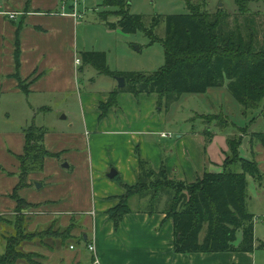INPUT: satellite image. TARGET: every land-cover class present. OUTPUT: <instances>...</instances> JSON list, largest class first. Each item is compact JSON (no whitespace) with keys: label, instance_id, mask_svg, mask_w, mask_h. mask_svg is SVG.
Wrapping results in <instances>:
<instances>
[{"label":"crops","instance_id":"obj_1","mask_svg":"<svg viewBox=\"0 0 264 264\" xmlns=\"http://www.w3.org/2000/svg\"><path fill=\"white\" fill-rule=\"evenodd\" d=\"M61 5V0L0 1V115L8 121L16 111L25 116V127L21 126L20 132L12 131L5 120L0 121V213H14L16 203L11 194L20 181L17 155L24 151L25 129L35 124L32 120L38 116L42 121L35 125L46 130L44 146L51 155L44 159L43 173H30L27 185L18 191L37 210L30 229L55 220L63 226L76 223L73 234L86 237L87 245L95 246L89 261H82L80 252L77 258L58 250L50 253L44 264H151L156 256L163 255L176 259V264H181L180 258L184 257L188 259L184 264L255 263V251L175 253L173 219L166 220L161 212H137L142 202L138 198H134L137 209L133 208L115 227L107 211L119 203L125 192L123 184H137L140 157L155 171L164 167L171 179L193 182L205 171L223 168L229 152L227 136L223 131L216 132L207 144L203 134L206 130L196 125L173 132L167 124L176 119L157 106L164 102L158 94L120 92L115 95L117 104L101 117L99 104L107 103L115 88L102 97L77 95L85 128L82 140H78L73 115L81 118L78 110L72 111L69 99L70 94L79 92L77 74L82 71V63L76 62L81 58L76 53L79 24ZM10 13L15 17L11 18ZM218 89L219 93L211 88L207 93L225 94L224 87ZM86 105L93 109L89 117ZM122 108L128 109V114ZM155 109L164 111V115L160 111L162 116H155ZM250 146L251 156L259 160L258 152L264 148L257 145L258 152L253 153L254 147ZM8 163L11 169H7ZM111 168L118 171V182L107 177ZM38 180L40 188L51 185L44 194L33 188ZM0 248L3 251L1 244ZM25 249L46 251L33 242ZM72 258L76 263L70 261Z\"/></svg>","mask_w":264,"mask_h":264},{"label":"trees","instance_id":"obj_2","mask_svg":"<svg viewBox=\"0 0 264 264\" xmlns=\"http://www.w3.org/2000/svg\"><path fill=\"white\" fill-rule=\"evenodd\" d=\"M29 1V0H28ZM242 1H246L244 4ZM250 0H237L238 7L244 10ZM105 6L118 7V19L110 22L107 15L101 14L111 29H121L133 33L142 29L151 43L161 42L165 51V65L154 72L111 71L107 66V54L104 51L81 53L82 63L95 66L101 73L115 78L124 77L125 86L112 92L107 103H100L101 117L117 104L115 95L129 91L135 95L142 93L158 94L166 99L167 106L179 101L186 93H206L209 88L226 87L231 95L244 107L243 114L253 110L264 94V48L253 53L254 46L244 42L233 32L218 22L206 25L195 15L188 0V13L154 16L151 24L144 23L141 14L130 13L126 0H103ZM165 20L166 31L163 37L156 33V27ZM221 21V20H220ZM234 41V47L250 50L242 53H221L218 44ZM236 40V41H235ZM216 41V43H215ZM239 42V44H237ZM228 46V45H227ZM219 47V46H218ZM17 59V64H18ZM219 127L224 125L217 124ZM46 130L35 124L25 129V145L19 161L20 181L11 194L17 204L27 203L18 191L27 185L28 175L42 171L46 156L51 155L44 146ZM206 143H210L214 134L204 131ZM229 152L223 163L224 171L215 173L205 171L203 176L193 182L170 179L164 167L156 172L152 166L140 157L138 182L135 185L123 184L125 193L119 203L107 211L109 218L119 227L123 217L133 212L129 204L132 196H137L146 205L139 208L149 214L161 212L173 219L175 253H219L253 252L257 246L255 237V215L248 210V175L258 182L264 180L254 159H244L239 155L242 136L227 138ZM118 177V174L115 178ZM164 206L160 209L161 201ZM148 199V200H147ZM22 211V210H21ZM21 214L16 216L15 232L5 237L6 248L0 253V264H44L47 257L41 253L25 252L22 245L34 237L27 233L30 219ZM242 230V240L237 246V233ZM61 244L70 236H61ZM54 248L57 242L53 241ZM41 246H49L45 239ZM87 243L88 240H87ZM48 244V245H47ZM59 245V247H60ZM58 247V248H59ZM264 249V241L258 243Z\"/></svg>","mask_w":264,"mask_h":264},{"label":"rangeland","instance_id":"obj_3","mask_svg":"<svg viewBox=\"0 0 264 264\" xmlns=\"http://www.w3.org/2000/svg\"><path fill=\"white\" fill-rule=\"evenodd\" d=\"M2 1V0H0ZM126 8L130 13L141 14L144 17V23L149 26L156 15L163 16L169 14H185L188 13V0H126ZM193 7L195 15L203 22L207 30L212 23L218 22V26L224 25L225 29L229 32H233L239 37L244 44L246 42L251 43L254 46L253 53L259 54L258 49L264 48V0H250L245 4L244 10L238 7L237 0H189ZM243 4L246 1H242ZM118 7L117 6H105L103 0H81L79 5V12L82 17L78 19V30H77V55H81L83 52L90 51H104L107 54V66L111 71H143V72H154L159 70L165 65V51L163 44L159 41L151 43L148 35L139 29L133 33H125L121 29H111L102 19L101 14L107 15L110 22H116L118 19ZM221 20V21H220ZM166 31V24L164 18L160 24L156 27V33L163 37ZM236 41V40H235ZM216 43V41H215ZM239 44V42H237ZM228 45V46H227ZM222 43L214 47L218 48L221 53H242L248 55L247 52L250 50L234 47V41H229L228 44ZM219 46V47H218ZM82 63V62H81ZM82 71H79L78 82L79 92L75 95L70 94L69 102L72 111L78 110L80 118L77 115H73L75 120V133L78 135V140L81 139V135L84 134L85 128L82 126V117L78 107V97L80 94H88L96 98L103 96L109 91L119 87V81L117 78L101 73L95 66L82 63ZM22 86L25 88L26 84ZM221 87H214L216 93L221 90ZM225 88V94L216 95V93H186L183 94L179 101L171 103L167 106L166 99L161 106L163 110L171 112V115L175 117V123L167 124V128L172 129L173 132H177L179 129L190 125H196L197 128L204 129L208 133L216 135V132L223 131L228 137L242 136V142L240 143L239 155L244 159L252 158L258 165V170L264 176V149L257 151V145H261L264 148V94L262 100L258 103L257 107L253 110H248V115L243 114V106L231 95L228 89ZM81 89V91H80ZM210 89V88H209ZM217 89V90H216ZM121 93L133 94L129 91H123ZM78 95V97H77ZM78 107V108H77ZM125 114H128V109L122 108ZM93 109L85 106V113L89 117L92 114ZM155 116L161 117L159 109H155ZM163 115H164V111ZM170 116V113H168ZM196 114H199L196 116ZM62 117L64 113L61 114ZM0 121L5 120L8 122V127L14 132H20L21 126L25 127V116L22 112L16 111L12 113L10 121L6 119L4 115H0ZM37 120H32L36 125L40 124L42 119L37 116ZM190 121H187V120ZM32 122H29L32 124ZM217 124L224 125L219 127ZM29 125V124H27ZM3 127L2 125H0ZM89 130V129H88ZM181 131V130H180ZM247 144L249 146H247ZM252 145L254 147L253 153H259V160L257 156H251ZM250 147V148H249ZM11 153V152H10ZM12 154V153H11ZM12 156H14L12 154ZM224 163V162H223ZM10 163L7 164V169ZM9 171V170H8ZM110 171V170H109ZM160 171V170H159ZM156 171V172H159ZM224 169L221 168L215 173H221ZM43 173L38 171L37 173ZM36 173V172H32ZM39 173V174H40ZM108 174V173H107ZM17 175V171L12 174ZM203 176V175H202ZM171 179V178H170ZM39 181V180H38ZM118 182L119 178H115ZM40 182H37L34 190L38 194H44L47 187L51 185H44L40 188ZM248 210L250 213L255 215V237L257 239V246L255 247V263L253 264H264V249L258 247L260 241H264V180L258 182L254 177L248 175ZM125 193V192H124ZM134 198H138L136 195L130 198L129 204L137 209L136 201ZM148 200V199H147ZM120 201V200H119ZM147 201H142L140 207H144ZM165 198L161 201L160 209L163 208ZM16 203V201H15ZM139 207V208H140ZM138 208V210H139ZM22 210V211H21ZM14 213H0V225L2 230L0 233V244L3 246V251L0 248V253H4L6 248L5 237L15 232V218L20 216L22 213L25 214L26 218L30 219L37 213L34 205L29 206L27 203H16ZM149 214L144 211H137ZM160 212H157V214ZM129 214V213H128ZM155 214V213H153ZM151 214V215H153ZM166 216V215H165ZM82 217V216H81ZM124 218V217H123ZM170 217H165L169 219ZM110 219V218H109ZM123 221V220H122ZM30 223L27 225V234L33 235L31 241L41 246L40 242L45 239V243L48 242L49 246H41L45 248L44 252L27 251L25 245L29 242H25L22 245V250L25 252H36L41 253L47 257H50V253L53 251H68L72 257H79V252L82 257V261H89L92 255V251L89 250L87 241L82 235H74L73 230L75 224L61 225L59 221H53L48 224L40 225L37 229H30ZM114 223V222H113ZM83 227L82 223L77 224ZM70 236V239L64 244L61 243V236ZM242 240V230L237 233V240L235 244L238 246ZM53 241L57 242L54 248L50 247L53 245ZM73 244L74 249H70L69 246ZM174 244V241H173ZM5 245V246H4ZM48 245V244H47ZM60 245V247H59ZM59 247V248H58ZM36 248V247H35ZM41 249V248H37ZM167 249V247H166ZM174 253V252H173ZM78 254V256H77ZM185 258V257H184ZM180 258L181 264H184V259ZM45 260V262L47 261ZM72 258L70 261H75ZM44 262V263H45ZM27 264L26 262H23ZM151 264H176V259L168 255L156 256V260H153Z\"/></svg>","mask_w":264,"mask_h":264},{"label":"built area","instance_id":"obj_4","mask_svg":"<svg viewBox=\"0 0 264 264\" xmlns=\"http://www.w3.org/2000/svg\"><path fill=\"white\" fill-rule=\"evenodd\" d=\"M80 1L81 0H61L62 9L64 11H69V12H67V14L71 15L75 19H79L82 17V14H80V12H79ZM67 7H69L70 10H67ZM15 15H16L15 13H10L11 18H14ZM76 62L81 63V59L77 58ZM161 135L164 137L170 136L169 133H162ZM262 220H264V219H262ZM88 247H89V250L95 251V246L93 244H88ZM71 248H74V247L71 246Z\"/></svg>","mask_w":264,"mask_h":264},{"label":"water","instance_id":"obj_5","mask_svg":"<svg viewBox=\"0 0 264 264\" xmlns=\"http://www.w3.org/2000/svg\"><path fill=\"white\" fill-rule=\"evenodd\" d=\"M119 81V87L123 88L125 86V78L124 77H118L117 78ZM65 167H68V164H65ZM118 171L115 168H111L110 171L107 174V177L110 179H113L117 176ZM86 239V237H85Z\"/></svg>","mask_w":264,"mask_h":264}]
</instances>
